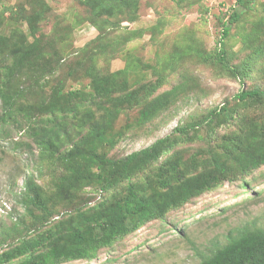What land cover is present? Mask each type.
Instances as JSON below:
<instances>
[{"label":"rangeland","instance_id":"rangeland-1","mask_svg":"<svg viewBox=\"0 0 264 264\" xmlns=\"http://www.w3.org/2000/svg\"><path fill=\"white\" fill-rule=\"evenodd\" d=\"M104 1L118 4L113 14L96 17L85 0H0V34L7 39L6 47L26 41L41 50L43 68L35 74L36 98L50 101L59 82L65 92L78 89L82 98L69 105L77 101L81 109H91L92 122L101 120L102 111L98 100L86 98L94 89L85 69H95L99 77L119 73L116 82L126 83V92L145 90L140 103L125 108L113 123V135L99 145V152L119 159L164 137L175 142L161 161L133 177L134 185L147 186L171 154L191 173L209 169V153L222 155L231 138L250 125L264 129V103L234 98L242 88L264 91V0H250L246 7L237 6L236 0H129L128 6L121 0ZM233 12L240 14V20L232 25L223 44L230 64L242 68V80L200 56L219 47L221 20L227 21ZM37 14L31 29L27 19ZM179 84L180 89L165 98V108L141 123V110ZM222 106L235 116L231 122L221 124L217 119L211 127L203 124L200 138L177 131ZM34 114L36 119L45 115L38 114V108ZM2 115L0 98V119ZM30 124L19 115L5 124L0 121V253L17 240L14 233L5 236L17 223V214L23 213L17 201L28 173L51 193L64 172L58 161L41 162L39 149L30 154L25 147L17 148L18 141L35 146L28 138ZM67 130H73L71 124ZM197 151L200 156L194 158ZM223 183L119 238L95 259L66 264H201L240 231L264 229V166ZM126 185L105 192L88 186L74 196L72 205L94 206L110 197L120 198Z\"/></svg>","mask_w":264,"mask_h":264},{"label":"trees","instance_id":"trees-1","mask_svg":"<svg viewBox=\"0 0 264 264\" xmlns=\"http://www.w3.org/2000/svg\"><path fill=\"white\" fill-rule=\"evenodd\" d=\"M85 1L96 17L113 14L118 4L109 5L104 0ZM121 2L125 6L129 4V0ZM249 2L236 0V5L246 7ZM39 16L27 19L31 29ZM239 20L237 12H233L227 21L221 20L219 47L213 52L200 53V56L205 63L219 65L231 77L242 80V68L230 64L223 44L232 25ZM6 40L0 34V45L4 44L0 49L3 107L0 121L5 124L16 115L21 116V120L31 121L28 138L35 146L18 141L17 148L25 147L30 154H34V148L39 149L41 162L58 161L64 172L51 193L36 181L33 173L25 177L17 201L23 213L17 214V223L6 230L5 236L7 239L14 233L17 240L0 253V264H66L95 259L101 249L111 247L119 238L132 234L148 222L164 218L169 211L181 208L191 199L222 187L224 181H236L239 175H248L264 166V129L250 125L231 138L223 156L209 153L211 168L191 173V170L182 169L175 154H171L158 167L148 185L140 188L133 184V177L161 161L171 152L175 142L164 137L119 159L108 158L99 152V145L113 135V123L125 108L140 103V93L145 90L126 92V83L116 82L119 73L99 77L95 69H85L94 89V93L86 98L98 100V110L102 111L101 120L92 122L94 112L91 109H81L83 105L77 101L69 105L82 98L78 89L65 92L63 83L59 82L52 89L50 101L36 98L38 81L35 74L43 68L39 61L41 50L26 41L18 45L14 43L9 48ZM181 86L177 85L167 96L155 98L147 104L140 112L141 123L154 119L165 108V98ZM234 98L240 102L264 103V91L242 88ZM36 108L38 114H45L43 119L35 118ZM234 118L228 107L222 106L210 111L200 122L177 131L181 135L192 133L200 138L198 132L203 124L211 127L217 119L224 124ZM70 124L73 130L66 131ZM85 130L87 132L83 134ZM200 153H194V158ZM124 182L127 185L120 198L110 197L94 206L72 205L74 196L88 186L96 185L105 192ZM201 264H264V229L240 231Z\"/></svg>","mask_w":264,"mask_h":264}]
</instances>
